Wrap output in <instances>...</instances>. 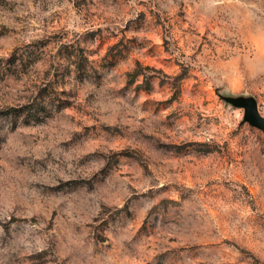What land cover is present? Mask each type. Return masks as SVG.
Segmentation results:
<instances>
[{
    "label": "rangeland",
    "instance_id": "1",
    "mask_svg": "<svg viewBox=\"0 0 264 264\" xmlns=\"http://www.w3.org/2000/svg\"><path fill=\"white\" fill-rule=\"evenodd\" d=\"M252 104L264 0H0V264H264Z\"/></svg>",
    "mask_w": 264,
    "mask_h": 264
},
{
    "label": "water",
    "instance_id": "2",
    "mask_svg": "<svg viewBox=\"0 0 264 264\" xmlns=\"http://www.w3.org/2000/svg\"><path fill=\"white\" fill-rule=\"evenodd\" d=\"M247 119L253 126L262 129L264 132V117L258 114L254 104L248 106Z\"/></svg>",
    "mask_w": 264,
    "mask_h": 264
},
{
    "label": "trees",
    "instance_id": "3",
    "mask_svg": "<svg viewBox=\"0 0 264 264\" xmlns=\"http://www.w3.org/2000/svg\"><path fill=\"white\" fill-rule=\"evenodd\" d=\"M134 74H135V75H136V74H139V71H135ZM184 74H185V73H183L180 77H184V76H185Z\"/></svg>",
    "mask_w": 264,
    "mask_h": 264
}]
</instances>
